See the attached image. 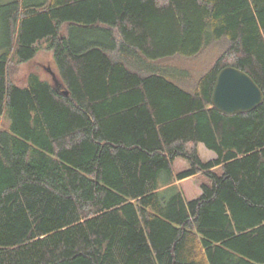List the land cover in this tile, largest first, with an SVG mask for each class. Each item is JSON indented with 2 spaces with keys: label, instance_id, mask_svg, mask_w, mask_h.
I'll return each mask as SVG.
<instances>
[{
  "label": "trees",
  "instance_id": "trees-1",
  "mask_svg": "<svg viewBox=\"0 0 264 264\" xmlns=\"http://www.w3.org/2000/svg\"><path fill=\"white\" fill-rule=\"evenodd\" d=\"M41 43L53 82L14 83ZM210 48L192 87L157 68ZM230 66L264 93V0H0V264H264V103L214 108Z\"/></svg>",
  "mask_w": 264,
  "mask_h": 264
},
{
  "label": "rangeland",
  "instance_id": "rangeland-1",
  "mask_svg": "<svg viewBox=\"0 0 264 264\" xmlns=\"http://www.w3.org/2000/svg\"><path fill=\"white\" fill-rule=\"evenodd\" d=\"M217 48L213 51L212 48L205 50L200 56L194 59H184L181 57H174L167 60L160 61L157 64L158 69H168L171 72L185 71V77L180 81L182 84L188 87L205 72L214 62L217 57ZM181 71V72H182ZM30 73H37L43 79L53 82L54 77L57 75V67L53 58V53L46 49L45 43L40 44V51L37 56L30 62L24 64H12L9 68V74L11 80L20 85L24 86L28 75ZM6 120L4 117H0V126H4ZM200 156L204 161L212 160L216 158V154L208 150L203 144L199 145ZM189 168L187 161L183 159L176 160L174 164V173L182 172ZM208 182V178L204 175H197L190 177L182 181H176V185L182 190L186 199L191 200L201 195L202 183Z\"/></svg>",
  "mask_w": 264,
  "mask_h": 264
},
{
  "label": "water",
  "instance_id": "water-1",
  "mask_svg": "<svg viewBox=\"0 0 264 264\" xmlns=\"http://www.w3.org/2000/svg\"><path fill=\"white\" fill-rule=\"evenodd\" d=\"M212 103L225 115L246 114L264 103V93L248 73L230 66L223 68L217 76Z\"/></svg>",
  "mask_w": 264,
  "mask_h": 264
}]
</instances>
